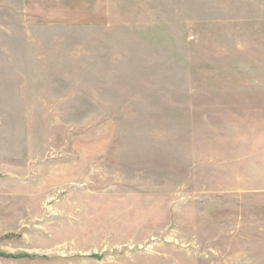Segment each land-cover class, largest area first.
I'll use <instances>...</instances> for the list:
<instances>
[{
    "label": "rangeland",
    "instance_id": "374dc122",
    "mask_svg": "<svg viewBox=\"0 0 264 264\" xmlns=\"http://www.w3.org/2000/svg\"><path fill=\"white\" fill-rule=\"evenodd\" d=\"M0 264H264V0H0Z\"/></svg>",
    "mask_w": 264,
    "mask_h": 264
}]
</instances>
